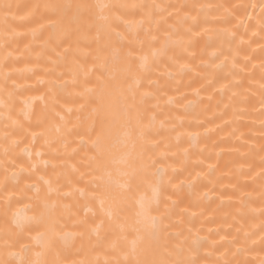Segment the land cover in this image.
<instances>
[{
	"label": "bare ground",
	"instance_id": "bare-ground-1",
	"mask_svg": "<svg viewBox=\"0 0 264 264\" xmlns=\"http://www.w3.org/2000/svg\"><path fill=\"white\" fill-rule=\"evenodd\" d=\"M0 260L264 264V0H0Z\"/></svg>",
	"mask_w": 264,
	"mask_h": 264
},
{
	"label": "snow or ice",
	"instance_id": "snow-or-ice-1",
	"mask_svg": "<svg viewBox=\"0 0 264 264\" xmlns=\"http://www.w3.org/2000/svg\"><path fill=\"white\" fill-rule=\"evenodd\" d=\"M4 7L11 8V5H5ZM62 7L68 9L74 7L78 13L86 12L90 14V16H92L94 19H97L98 21H106L108 17L104 15V12L106 9L110 7V5L98 2L96 4H89V3H80L76 5L68 4ZM97 27L103 28L104 24L98 23ZM141 208L144 209L143 202H141ZM142 214L145 216V219L143 221L145 229L155 230L157 228V218L148 215L146 212H142ZM0 264H11V262L7 260H0ZM176 264H184V262L177 261ZM189 264H195V261H191L189 262Z\"/></svg>",
	"mask_w": 264,
	"mask_h": 264
}]
</instances>
